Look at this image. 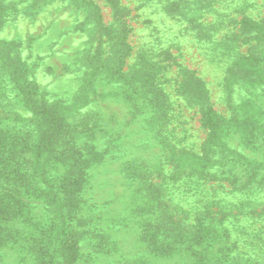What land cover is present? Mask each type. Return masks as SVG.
Masks as SVG:
<instances>
[{
  "label": "rangeland",
  "instance_id": "374dc122",
  "mask_svg": "<svg viewBox=\"0 0 264 264\" xmlns=\"http://www.w3.org/2000/svg\"><path fill=\"white\" fill-rule=\"evenodd\" d=\"M118 3L122 8L120 11L108 0H0L1 111L15 110L25 119L15 123L7 120L6 125L12 128L13 134L21 137L19 143H26L28 137L17 130L35 126L28 119L34 107L28 108L15 101L28 97V89L22 87V83L34 82L44 99L53 101L63 97L67 105L78 109L77 112L101 113L103 118L90 124L95 132L84 129L81 137L94 150L106 152L100 161L98 156L97 161L91 162L86 169L87 182L81 190L66 188L62 179L52 181L53 186L48 181L44 185L42 177L30 182V177L16 173L5 176L7 183L23 176L19 180V189L25 200V210L22 221L7 223L0 235V264H60V256L56 255L61 238L54 224L57 221L63 223L69 216L70 211H65V216L61 214L68 205L63 202L68 192L78 199L77 211L70 218L72 225L81 231L88 229L89 235L93 232L104 236V245H91L92 236L81 239L80 259L73 264L190 263L192 256L188 253L165 260L155 257L154 249L142 238L141 224L153 214L139 203L147 199L145 194L148 193L137 179L142 162L162 163L157 170L148 173L147 179L161 186L162 200L173 212V220L185 231L176 240L180 239L185 247L193 241L198 242L195 243L200 246L198 249L220 259V264H264V186L234 187L226 181H207L199 172L180 169L177 161L188 151L200 154L208 136L201 122L202 110L207 106L217 111L219 117H232L236 111L235 119H245L242 127L246 131L252 128L250 123L255 115L264 111V75L259 78L253 73L243 81L234 79L231 99L224 86L228 73L226 75L222 68L219 51L216 59L211 61L199 47V41L204 40L213 46L219 45L220 39L228 33L235 46L230 53V66L240 56L251 52L263 58L264 43L256 38V32L240 33V20L263 21L264 0H220L202 19L210 28L222 20L223 25H218L210 37L188 30L185 28L188 23L172 18L173 14L171 17L162 9L163 0H118ZM95 6L100 13L98 19L94 13L90 15V8ZM97 22L100 24L94 29ZM121 32L127 33V41L132 46L127 58L129 63L137 59L142 48L149 47L160 54L159 57L167 59L164 64H171L162 73L167 77L165 89L173 108L160 134L157 121L151 120L146 112L134 113L136 107L133 108L131 99L114 97L99 103H84L80 98L83 82L92 65V59L85 58L87 52L93 54L98 49L95 59L115 56L117 51L113 47L119 40L116 34ZM159 43L169 45L168 53L159 49ZM170 55L175 59L168 58ZM258 64L264 66V60ZM188 73L194 79H201L206 96L202 88L187 85L190 81ZM252 77L257 81L251 80ZM182 82L185 83L183 90ZM194 93H201L204 99L195 101ZM10 113L13 115L14 112ZM238 125L234 122L223 136L225 153H231L239 143ZM251 133L264 136L260 132ZM259 142L261 147L256 153L243 146L237 147L254 156L256 162L262 161L264 173V139ZM193 153L191 158L194 159ZM29 165L36 169L35 164ZM62 172L60 167L59 174ZM244 182L242 180L236 186ZM55 206H61L60 210L54 211ZM37 221L54 226L50 251L42 242L45 238L35 236L37 230L32 223ZM63 229L61 226L60 232ZM32 248L33 251L35 248L47 249V262L35 263ZM221 249L224 251L219 252Z\"/></svg>",
  "mask_w": 264,
  "mask_h": 264
},
{
  "label": "trees",
  "instance_id": "16d2710c",
  "mask_svg": "<svg viewBox=\"0 0 264 264\" xmlns=\"http://www.w3.org/2000/svg\"><path fill=\"white\" fill-rule=\"evenodd\" d=\"M108 1L119 8V11L122 9L118 5V0ZM219 2L220 0H163L162 9L167 10L166 12L170 13V16L173 14L172 18L188 23L189 25L185 26L186 29L188 28V30L196 31L205 37H210L218 25H223L222 20L210 28L209 24L202 19L206 11L213 9ZM90 10V15L94 13L97 19L100 17L97 6L94 9L90 8ZM99 24L100 22H97L94 29ZM240 27V33L243 31L251 34L256 32V38H259L264 43V20L255 21L242 18ZM122 32L116 34L119 40L115 42L116 46L113 47L117 51L115 56L109 55L107 59H95L98 55V49H95L93 54H90L87 50L85 58L92 59V65L91 71H86L88 77L83 82V92L80 98L84 103L88 101H97L99 103L107 98L114 97H121L120 100L131 99L133 108L136 107L134 113L146 112L151 120L157 121L156 126L158 124L157 130H159L160 134L162 127L168 122L169 111L173 108L169 93L165 89L164 80L167 77L162 73L163 69L171 66V64H164L167 59L159 57L160 54L157 55L149 47L142 48L141 54H138L137 59L129 63L127 58L130 55L132 46L127 41V33ZM220 42L221 44L213 46L211 43L205 42V40L199 41V47L211 61L214 58L216 59L217 50L219 51L220 55L218 54V58L222 61V68L226 71V75L228 73V77L225 76L224 78V86L227 89L229 98L232 99L231 93L234 79L243 81L247 79L246 77L253 76V73L254 77L259 76V78L264 75V66L258 64V62L264 60V57L262 58L259 54L251 52L242 57L240 56L230 66L232 62L230 53L235 49L233 39L228 33H225ZM159 45V49H163V52L166 51L168 53L169 45L168 47L161 45V43ZM257 46L258 44L256 43L253 49L256 50ZM168 58L175 59L172 55ZM23 72L25 73V69ZM189 76L190 73L187 74L190 80L187 85L190 88H195L196 86L200 89L202 88L201 90L206 96V90L201 79L199 77L194 79L193 75ZM254 77L251 80H254ZM168 80H171V78ZM255 81L257 80L255 79ZM22 87L28 89V97L16 99L15 103H20L28 108L34 107L32 116L27 118L32 124L35 123V126L28 130H21V128L17 130L18 132L22 131L23 136L28 137L26 143H19L18 140L21 137L13 134L12 128L6 125L7 120H11L13 123L25 120L22 114L15 110L4 113V111H1L0 106V175L5 173L0 177L3 180H0V235L7 227V223L22 221L25 200L21 196L19 180H22L23 176L30 177V182L42 177L43 184L48 181L47 183L50 182L52 185V181L56 182L62 179L66 188L77 187V189L81 190L87 182L85 173L86 169L91 165L90 163L97 161L95 159L98 156L100 161L106 153L105 151L94 150V147H91L87 140L81 137L84 129L95 132L94 126H90V124L103 118L101 113L77 112L78 109L67 105L65 103L66 99L63 97H57L53 101L44 99V96L39 94L34 82H23ZM184 88L185 83L182 82L181 89L183 90ZM185 93L191 94L189 91ZM192 96L195 101L204 99L201 93L199 95L194 93ZM253 100L256 101V99ZM33 101L35 104H32ZM258 110L256 108V111ZM10 112H14L13 115ZM201 116L202 125L208 131L207 139L202 144L200 154L192 152L196 155L194 159L191 158L192 153H189L190 151L183 153V158L177 159L179 168H187L189 173L199 172L207 181H226L234 187L264 186V173L261 170L262 161L256 162L254 156L251 157L245 152L239 151L240 148L237 147L238 145L239 147L243 146L253 153L260 149L259 140H263L264 136H258L251 132L255 131L264 134V111L255 115L250 123L252 128L247 131L242 127L245 122L244 118L236 121V111L232 117H219L217 111L211 106H207L202 110ZM234 122L239 124L236 130L239 134V143L235 144L231 153H225L226 142L223 141V136L229 132ZM35 134L37 137H33ZM28 151L31 152L29 153ZM215 155L219 157L215 158ZM29 163L35 164L36 169L30 167ZM140 166L142 168L139 167L137 170V179L148 193L145 194L147 199L141 200L139 203H143L144 208L148 209L149 212H153L151 219L144 222V224L143 222L142 224L140 223L143 233L142 238H144L149 247L154 249V256L165 260L181 255L185 256L188 253L191 254L192 259L187 264H220L222 262L220 259L213 258L208 253H204L202 249L199 250L198 247L200 246L197 247V244H195L198 242L193 241L185 247V245L181 244L180 239H175L176 237H181L185 231L179 226L177 221L173 220V212L169 209L168 204L162 200L161 186L147 179L148 173L151 174V171L157 170L162 166V163L142 162ZM60 167L63 168L61 175L59 174ZM11 173L23 176L17 177L15 180L12 179L11 183H7L8 178L5 176ZM242 180H245V182L236 186ZM77 200L74 199L73 194L69 192L66 194L63 202L68 203V205H66L65 210H62L61 214L64 215L65 211H70L69 216L67 213L66 216L68 217L63 223L62 221H57L54 224L55 226L57 225L58 235L61 238V244L59 250L57 249L56 255L57 257L60 256L58 259L60 264H73L80 259L79 250L81 247L79 243L86 236H92L95 239H93L91 245H96L97 243L104 245L102 241L104 239L103 234L92 232L89 235L90 231L88 229L81 231L76 228V225H72L70 218H73V214L77 211ZM60 208L61 206H55L54 211L57 212ZM19 212L20 214L17 215ZM54 219L55 217L50 219V222L53 223ZM52 223H47L46 221L32 223L34 229L37 230L35 236L40 238L41 235V237L45 238L42 242L47 245L49 251L54 229ZM61 226L64 227L62 232H60ZM33 249H31V253L35 263L47 262L48 259L46 257L49 255L47 249L35 248L34 251ZM223 251L222 249L219 250V252Z\"/></svg>",
  "mask_w": 264,
  "mask_h": 264
}]
</instances>
